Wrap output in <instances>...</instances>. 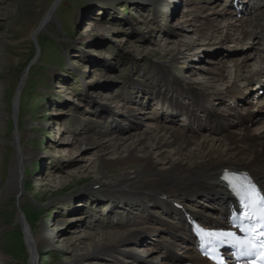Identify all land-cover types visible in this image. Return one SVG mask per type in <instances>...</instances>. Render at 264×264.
I'll return each instance as SVG.
<instances>
[{
    "label": "rangeland",
    "instance_id": "1",
    "mask_svg": "<svg viewBox=\"0 0 264 264\" xmlns=\"http://www.w3.org/2000/svg\"><path fill=\"white\" fill-rule=\"evenodd\" d=\"M53 1L0 0V190L9 178L13 153L20 145L33 154V160L22 165L20 177L25 176V185L21 201L10 192L0 201V250L10 262L30 263L22 223L15 220L17 214H22L27 227L28 223H41L44 232L53 229L52 244L37 251L36 264H145L135 257L148 259L149 264H164L167 239H171L164 229L146 236L147 242L129 244L127 255L110 253V257L102 256L100 251L93 253L88 249L89 240L84 238L78 241L75 253L86 256L89 250V255L80 261L74 259L68 243L98 231L133 232L139 228L134 221L141 212L130 206L136 199L104 198L90 189L93 182L104 180L97 166L102 152L95 145L77 148L72 139L89 136L109 142L122 135L134 138L155 124L196 131L197 139L221 136L210 131L212 123L206 122L202 112L189 122L184 112L175 111L176 102H188L190 96L185 90L189 87L206 95L201 106L228 114V120L234 111L244 116L243 108H252L255 121L248 122V131L252 136H261L264 118L256 119L264 114V87L256 88L243 78L258 70L255 58L243 67L236 81L242 94L250 88L251 92L233 95L234 101H225L222 96L226 98V87L234 81L236 62L225 60L223 81L212 80L208 70H215L214 62L223 51L231 52L236 59L244 53L249 55L254 47H263L264 41L255 37L242 44L234 41V34L227 40L221 33L203 35L200 30L206 21L202 17L193 20L187 14L195 6L190 0H172L177 5L174 13L159 10L158 4L164 0L139 4L134 0H61L53 19L34 39L32 32ZM216 1V8H229L227 11H234L236 4L247 7L244 2L230 5L229 0ZM210 2L207 4L213 5ZM259 22L264 26L263 19ZM199 26V31L194 30ZM174 43L181 44L178 50L183 51V44L193 48L183 51L184 57H180ZM171 48L176 49L168 53ZM172 54L177 58L172 60ZM160 64L170 65L169 80L158 85ZM28 68L15 114L12 105L16 87ZM256 107L260 108L257 114ZM231 129L239 132L238 127ZM168 150L172 153L171 147ZM159 158L152 151L151 159ZM158 163L159 169L165 166L162 161ZM117 171L116 167L109 168L105 177L112 180ZM144 199L148 211L156 217L173 218L165 207ZM175 202L188 212L198 211L214 218L219 214L218 210L203 207L207 201L198 195ZM56 221L59 226H54ZM178 243L171 253L186 259L187 244L185 240Z\"/></svg>",
    "mask_w": 264,
    "mask_h": 264
},
{
    "label": "bare ground",
    "instance_id": "2",
    "mask_svg": "<svg viewBox=\"0 0 264 264\" xmlns=\"http://www.w3.org/2000/svg\"><path fill=\"white\" fill-rule=\"evenodd\" d=\"M171 1L164 0L163 3L160 2L158 4V6H160L159 10L161 12L169 11L174 13L177 5L175 2ZM190 1L195 6L192 11L187 10V14H190L193 20L202 17L206 21L203 23L204 26L201 30L200 26L197 28L193 27L194 30H200V33L202 32L203 35L208 32L214 34L221 33L224 39L227 40L230 34H234V41H242V44L247 43L249 39L255 37L262 38L264 41V26L262 25L261 27V23L259 22L262 19L264 20V10L256 9L258 5H261L260 3L243 8L241 5L236 4L238 1L229 0L230 5L236 4V6H238L234 11H227L229 8H216V0L212 2H210V0ZM60 2L61 0H54L50 5L49 9L32 32L34 39L37 38L38 33L43 31L53 19L55 10ZM142 2L156 3L155 0H134V3L137 4ZM209 2L214 3L213 5H208L207 3ZM242 2L245 1L240 0L238 3L241 4ZM238 9H240V11ZM238 12L242 13V16H238ZM233 13L234 16L229 18V14ZM222 17L224 18V22L222 21ZM174 44L178 50L181 44ZM183 46V51L193 48V46H189V44H183ZM174 49L171 48L168 53L174 51ZM183 51H177L180 57H184L183 54L185 52ZM232 57L233 55L231 52L223 51L214 62L216 65L215 70L213 72L208 70L211 76L213 75V77H210L211 79L223 81L226 77L224 74L225 60L230 58L234 64L236 62L235 67H238V71L234 76L232 85L226 87V98L222 96V99L225 101H230L227 98H231V100L234 101L232 99L233 95L236 97L243 96L244 93L242 94V92H240L236 81L237 78L242 76L241 70L248 64L251 58H255V63L259 68L249 75H243V78L251 84H254L256 88L264 87V46L252 48V52L249 55L244 53L236 59ZM176 58L175 54H172V60ZM168 66L170 65L168 64ZM168 66L166 64H160L157 78L158 85L163 84L164 80H169L167 76ZM29 68L24 70L16 87L12 105L15 114H17L19 109L18 99ZM254 89L255 88H253V90ZM262 90H264V88ZM250 92L251 88L246 93ZM185 93L190 96L188 97V102L186 104H183V102L180 103L179 101L176 102L175 111L184 112L183 117L189 122L194 120L199 112H202L203 116L206 118V122L212 123L210 131L215 135H221L219 136L221 138L216 136H205L197 139L196 131L187 128L167 127L163 126L164 124H155L147 126L142 132L137 133L134 138L128 136V138H126V136L122 135L118 136L116 139H111L112 141L109 140V142H100L89 136H83L81 138L74 137L72 139L71 143L77 148L84 144L95 145L99 146V150L102 152V155L98 158L97 166L98 172L103 176L104 180H101V178L99 181L93 182L90 184V189H93L92 191L95 194L102 195L104 198L136 199V202L130 203V206H135L136 209H139L141 212V214L138 215V219L134 221L135 224L137 223L139 225V228L133 232L129 230L122 232L98 231L86 236L84 235L82 239L77 237L76 241L68 243V247L73 253L76 261H80L89 255V250L86 256H80L75 253L78 241L83 242V240H85L84 238H86L87 241L89 240V243H87L89 246L88 249H92V251H94L93 253L100 251V254H103L102 256L106 255L110 257L112 256L110 253L127 255L126 248L129 244H139L146 239V236L152 235L157 229L161 231L164 229L171 235V239H167L165 247L167 262L165 261L164 264H211L189 245H185L184 247L187 251L185 254L187 256L186 259H178L172 255L171 250L179 246L178 242L190 240V234L187 229L186 217L183 214V210L177 209L174 205L170 206L169 203L178 202L185 198L191 199L193 196L198 195L199 199H203L205 202L207 201L203 207H209L216 212L218 210V218L205 215L198 211L188 212L191 216L190 218H195L205 224H214L221 222L220 219L223 218L224 215L223 204L230 202V195L223 189L218 180V176L222 171L232 169L245 172L258 181L264 188V131L260 134L261 136H252L248 131V122L255 121L253 112L251 111L252 108H243L244 116H237L234 111L233 116L230 117L232 119L229 118L228 120V114L222 111V113H218L212 109L207 110L201 106L206 96L203 92L196 91L189 87L185 90ZM211 93L216 95L213 91ZM212 94L208 95V98H212ZM219 96L220 95H218V97ZM255 111L256 114L259 113L260 108L256 107ZM1 115L3 114L0 113V117ZM258 117L256 120L259 121L264 118V114H258ZM232 127H238L237 131L239 132L233 129L230 130ZM14 139H16V137ZM14 142L15 141L12 140V143ZM170 147L172 148V153L168 150ZM154 150L159 154V160L154 161L151 159V153ZM109 154H113V157H108L107 155ZM31 160H33V154L27 149L22 150L20 145V149L13 153L9 178L5 186L0 190V201L7 198L9 192L21 201L20 199L25 185V176L20 177V173L22 172V165L29 163ZM161 161L164 162L165 166L159 169L157 165L159 164L158 162ZM114 167L118 168V171L113 173L112 180H108L105 175L108 174L109 168ZM144 197L154 202L156 206L161 205L165 207L166 212H171L173 218L164 220L153 215V213L148 211V206L144 204ZM15 220L17 223H22L23 226L25 246L29 252H31L29 264H36L35 254L37 251L52 244L51 234L53 233V229H50L49 232L46 233L41 223L36 226H31L28 223L27 227V224H24V217L22 214H17ZM149 224H157L158 227H150L148 226ZM59 225V221H56L54 224V226ZM0 229H2V227ZM141 235H144V237H141ZM157 241L159 240L157 239ZM145 242L147 241L145 240ZM8 259L7 255L0 250V264H17L10 262ZM135 260H137L138 263L141 260L145 264H149L148 259H139V257H135ZM227 264L231 263L228 262Z\"/></svg>",
    "mask_w": 264,
    "mask_h": 264
},
{
    "label": "snow or ice",
    "instance_id": "3",
    "mask_svg": "<svg viewBox=\"0 0 264 264\" xmlns=\"http://www.w3.org/2000/svg\"><path fill=\"white\" fill-rule=\"evenodd\" d=\"M224 179L228 181L229 187L239 198L241 207L251 210L250 214L244 217L245 220L251 223L255 210H260L256 223L260 225L261 236L257 237L255 231L251 228L242 229L246 233L245 239L237 238L234 233H219L218 235L226 238L221 242L239 244L242 249L241 255L252 256L254 255L256 244L264 247V193L246 175L236 176L233 174L232 176H225ZM209 234L211 235V233ZM262 264H264V261H262Z\"/></svg>",
    "mask_w": 264,
    "mask_h": 264
}]
</instances>
